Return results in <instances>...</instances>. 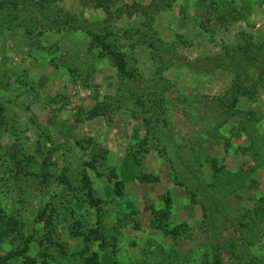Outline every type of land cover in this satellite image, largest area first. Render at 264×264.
<instances>
[{
    "label": "rangeland",
    "instance_id": "1",
    "mask_svg": "<svg viewBox=\"0 0 264 264\" xmlns=\"http://www.w3.org/2000/svg\"><path fill=\"white\" fill-rule=\"evenodd\" d=\"M152 1L0 0V264H264V0Z\"/></svg>",
    "mask_w": 264,
    "mask_h": 264
},
{
    "label": "trees",
    "instance_id": "2",
    "mask_svg": "<svg viewBox=\"0 0 264 264\" xmlns=\"http://www.w3.org/2000/svg\"><path fill=\"white\" fill-rule=\"evenodd\" d=\"M93 1L96 2L97 6H101V7L105 8L107 10V12H110L108 10V8H110L109 7L110 0H93ZM165 1H167V0H153L147 6H142V5L141 6L135 5V6H138V12H141V13L145 14L146 16H148L152 12H159V10L161 8V3L165 2ZM129 13H130V15H132L133 11H129ZM95 42L97 43V46L102 49V51L104 53H107L111 56V58L114 60V63L116 65L119 73L132 76L128 72L127 58H126L124 53H121V52L115 50V48L113 49L112 45L109 42H107L106 40H104L102 37L97 36L95 38ZM116 185L118 187V190H120V188H122L121 182H117ZM118 193L121 194L120 191H118ZM92 200H93V202H96L95 201L96 199L93 196H92ZM95 205H96V203H95ZM164 231L166 233L168 232L166 230H164ZM6 232L7 231H5L2 227L0 228L1 238L4 234H6ZM26 243H27V245H25V252H28L29 251V245H28L27 240H26ZM91 259L92 260H90V264H101L100 257L97 253L94 254V256ZM25 264H37V263L34 259H32L30 257H26Z\"/></svg>",
    "mask_w": 264,
    "mask_h": 264
}]
</instances>
